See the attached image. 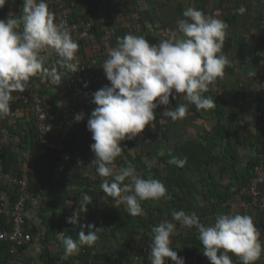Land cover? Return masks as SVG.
I'll return each mask as SVG.
<instances>
[{
    "label": "trees",
    "instance_id": "trees-1",
    "mask_svg": "<svg viewBox=\"0 0 264 264\" xmlns=\"http://www.w3.org/2000/svg\"><path fill=\"white\" fill-rule=\"evenodd\" d=\"M18 0H8V3L0 10V14L9 15L14 13L11 8L15 6ZM109 3H119V12L123 20L122 25L112 39L111 45L116 47L118 37H123L126 33H132L138 36H145L150 43H158L162 39L170 38V34L177 27V20L183 19V11L188 7H194L202 10L205 14L214 17L219 16L228 26H231L241 14L237 9L243 7L245 13H251L252 7L264 6V0H105ZM84 6L74 10V18H89L94 16V0H83ZM51 11L58 14L56 6L49 7ZM259 16L257 23L254 24L248 35H257L263 33L257 46L264 51V9L258 8ZM22 11V10H21ZM21 11L16 15H19ZM131 24L132 27H129ZM257 26V27H256ZM229 29V27H228ZM100 28H96L94 38L100 39ZM228 31V30H227ZM235 34H227L224 48L231 65L226 67L229 71H234L236 64L231 58L232 47H242L247 45V38H235ZM245 37V36H244ZM101 40L95 41L89 39L82 42V52L85 58L94 55H100L103 47H106ZM239 44V45H238ZM238 45V46H236ZM258 48V49H259ZM56 56V55H55ZM57 60L59 59L56 56ZM52 57H49L48 64ZM59 68V66H58ZM64 72V69H60ZM68 72L62 77V84L53 85L48 79L40 76L33 77L24 91L31 90L32 82L37 79L43 84L42 96L53 104V109L47 113V128L49 143L44 145L38 129V123L34 111L30 109L28 102H20L18 113L14 119L10 116L0 122V171L10 172L21 175L24 171L28 172L30 178V189L37 195L41 193L42 186L37 182L39 176L44 175L45 168H50V173L54 168L65 169L67 177L74 178L85 188L93 202L88 206V211L79 213V222L72 225L67 222V218L79 211V199L72 201L70 195L62 190L59 195L50 193V199L43 207V211L52 212L51 225L46 232L45 243H50L60 231L71 229V236L78 239V232L81 225L94 224L99 228L101 222L97 216H102V231L99 232L100 238H103V246L97 243L92 246L81 247L78 254L64 259L62 256L52 255L46 264H57L62 259L64 264H135L133 250L139 241L150 243L152 238V228L161 221L171 220L172 212L184 210L187 213L196 212L202 223L211 224L215 222L217 214L220 213H247L253 216L257 227L261 230V240L264 241V207L260 204L258 198L246 195L242 189L249 183L254 175V166L259 158L264 155V104L259 99L253 109L254 121L243 122L238 118L239 127L232 128L218 119L217 124L209 132L205 142L191 141L185 148L188 155L182 154L176 148L172 151H166L161 155L159 131H165L167 124L160 121V116L164 110H156V121L153 127L146 126L145 130L131 140L121 142L124 148L120 157L115 161L116 165H132L137 172L144 178H154L163 182L172 199L168 201H142L141 207L143 215L132 216L128 213L124 204L116 205L115 201L106 196L100 184L103 182L96 170V165L92 163L95 160V153L91 145L95 142L92 139V133L87 128V120L91 112L97 107L93 102L92 94L110 85V81L105 77L100 83H96L94 78L90 77V98H86L78 112L69 113L66 116L68 128H64L59 136L58 124L63 119L64 112L60 104V92L67 91L71 95L78 87L77 84H69ZM222 79H217L211 90L205 93L210 95L216 101V111L221 113L222 103L220 101L222 94ZM218 84V87L216 85ZM15 93V92H14ZM224 93V91H223ZM247 91L230 90L231 99L236 102L237 98H246ZM259 98H264V90L258 92ZM181 97L177 96L174 101L175 107L182 103ZM233 101V102H234ZM186 103V102H185ZM165 107V106H164ZM174 107V108H175ZM249 109V108H248ZM161 111V112H160ZM260 111L259 115L256 113ZM84 114V120L77 122L75 116ZM217 113V114H218ZM69 120V121H68ZM50 128V130H49ZM59 136V137H58ZM222 145L224 155L216 152L219 145ZM243 147L254 148L256 153L248 157L246 165L241 168L246 157ZM45 149V150H44ZM79 149V156L73 158H63L66 151ZM222 150V151H223ZM27 153V154H26ZM172 158L185 159L183 167L175 164H169ZM155 160V163H152ZM225 162V164H222ZM149 164L152 166L149 167ZM217 166V171L213 166ZM67 166V167H66ZM93 172L96 178L91 179L84 175V171ZM65 175V176H66ZM264 190V184L261 185ZM0 190L11 194L15 199L17 191L15 185L9 181L0 180ZM250 202L249 208H242L232 203L241 200ZM69 208L67 209V207ZM28 210V209H27ZM27 212V211H26ZM97 213V214H94ZM9 218L0 215V225L8 226ZM77 226V230L72 228ZM87 234V229H84ZM199 233L195 227L188 228L177 222L176 234L173 237V248L178 251V255L185 258L186 264H211L208 257L203 253L201 242L198 239ZM116 240L115 247L112 246L111 238ZM100 240V239H99ZM111 244V245H110ZM11 243L0 241V264H9V261L16 257L17 252H11ZM27 244L19 245L18 252ZM145 251L144 256L148 258ZM234 264H242L237 256L229 253ZM166 264H175L171 258L166 259ZM256 264H264V255Z\"/></svg>",
    "mask_w": 264,
    "mask_h": 264
},
{
    "label": "clouds",
    "instance_id": "clouds-1",
    "mask_svg": "<svg viewBox=\"0 0 264 264\" xmlns=\"http://www.w3.org/2000/svg\"><path fill=\"white\" fill-rule=\"evenodd\" d=\"M7 3L8 0H0V8ZM236 11L243 14L245 9ZM182 15L184 18L177 20L170 38L158 43L152 44L145 36L132 33L118 37L117 46L109 50L102 63L110 85L92 94L97 105L87 120L95 141L91 145L96 157L92 163L100 178H112L104 179L100 188L116 205L124 204L132 216L143 215L142 201H168L172 197L162 181L144 178L130 164L116 165L124 150L121 142L135 138L146 126L153 127L160 106H165L163 117L172 121L185 118L189 105L197 110L214 108L216 101L205 93L217 79L224 77L226 67L231 65L222 50L228 24L194 7L186 8ZM78 49L66 22L57 21L47 0H23L19 15L10 13L6 19H0V119L11 114L13 93L23 92L33 77L46 78L58 86L68 72H77L79 68L74 61ZM53 54L59 59L49 66ZM58 66L65 71H58ZM248 75L255 77L256 72L250 71ZM180 95L186 103L166 107L171 104L170 98ZM84 118L83 113L75 116L77 122ZM168 163L183 167L186 158H172ZM86 172L90 171L85 170L84 175ZM92 202L89 194L81 193L79 211L68 217L67 222L78 224L79 213H86ZM171 216V220L152 228L150 264H166L167 258L175 264H186L172 246L177 222L197 229L203 253L211 264H234L229 253L242 264H256L264 255L261 230L250 214L220 213L214 223L207 225L196 212L174 210ZM100 229L94 224L81 225L78 239L61 232L63 258L75 256L83 246H94L100 239Z\"/></svg>",
    "mask_w": 264,
    "mask_h": 264
},
{
    "label": "crops",
    "instance_id": "crops-1",
    "mask_svg": "<svg viewBox=\"0 0 264 264\" xmlns=\"http://www.w3.org/2000/svg\"><path fill=\"white\" fill-rule=\"evenodd\" d=\"M254 7H256V5ZM254 7L251 9V13L244 12L243 14H240L238 19L229 26L227 31L228 35L235 34V38H247V45L245 44L240 48L232 47L231 49V58H233L236 66L233 72L230 70L228 71L227 68L225 69V75L222 80L224 86L222 87V90L224 93L222 91V96L220 98L222 103L221 113L216 111V107L209 110H197L194 105H189V111L183 119L172 121L171 118L163 117V115H161L160 121L168 125L165 131H159L161 153L172 151L176 148L177 151H182V154L188 155L189 152L186 149L187 147L185 148V145L191 141H202L206 143V138L208 137L209 132L217 124L219 118H221L223 122L228 123L232 128L239 127L238 118H242L243 122L254 121L253 111L256 110L253 109V106L256 105L258 99L264 104V98L260 99L258 94L260 90H264V51L257 46L261 39L260 36L263 33H257V35L248 34L254 27L253 25L258 22V8H261L263 11L264 6L263 8L258 6L257 9ZM0 10H3V8H0ZM11 11L16 14L19 13L14 6L11 8ZM217 17L219 18V16ZM224 46L222 50L226 53L228 51H225ZM250 71L256 72L255 77H249L248 73ZM230 90L247 91V97H239L235 102L231 99L229 94ZM180 102H186L183 99V95ZM260 113L261 112L258 111L256 115H259ZM64 116L65 117H63L58 124L59 136L61 135V132L64 131V128H68L66 124H69V122H65L66 116H69V114L64 113ZM1 120L2 119H0V122ZM171 144L172 147L170 148ZM243 148H246L244 150L246 157L243 162H247L248 157L254 155L256 151L254 148L250 147ZM222 150L223 148L220 144L217 147L216 152L223 156L224 150ZM78 156L79 149L63 153L64 159L71 157L75 160ZM222 164H225V162ZM213 167L217 170L216 165ZM45 169L42 178L39 176L37 179V182L42 186L41 193L35 195V198L30 203L26 212L27 228L33 234V240L17 252L18 255H16V259L19 261V264H46L47 260L50 259L48 255L49 250L52 252V255L56 254L63 257V247L59 237L61 232H63L64 236H69L72 235V231L71 229L68 231H60L50 243H45L44 239L46 238V232L51 225L53 213L50 211H43V207L50 199L51 192L57 196L62 190H64V192L66 191V193L71 196L73 202L75 198L79 199L81 193H86L84 189L85 187L81 183L75 181L74 178L67 177L65 169L57 167L56 169L54 168L52 173H50V168L48 169L47 167ZM68 208L69 206L67 209ZM94 214L97 213L94 212ZM97 217L101 222L99 226L101 232L103 217L101 215ZM72 230L76 231L77 226H74ZM103 243L104 241L101 237L100 240H98V244L103 246ZM114 262L115 264H118L116 260H114ZM57 264L64 263L62 259H60Z\"/></svg>",
    "mask_w": 264,
    "mask_h": 264
},
{
    "label": "built area",
    "instance_id": "built-area-1",
    "mask_svg": "<svg viewBox=\"0 0 264 264\" xmlns=\"http://www.w3.org/2000/svg\"><path fill=\"white\" fill-rule=\"evenodd\" d=\"M49 7L56 6L58 14L57 21H65L69 28L71 35L78 42L79 49L74 63L77 64L79 70L75 73L71 72L69 75V84H77L78 87L69 95L67 91H61L60 104L65 114L76 113L81 107L86 98H90L92 91H90V77L94 78L96 83H100L106 77L102 63L108 58V52L114 46L111 45L112 39L117 30L124 25L119 12V3H109L105 0H94V16L89 18H74V10L80 9L84 6L83 0H47ZM23 0H18L15 4L17 11L22 10ZM8 15L0 14V19H6ZM132 27L131 24H128ZM100 28V39L94 38L96 35V28ZM93 40L98 43L101 40L106 45L103 47L100 55H94L85 58L82 52V42L85 40ZM101 43V44H102ZM51 63L57 61L55 54L51 55ZM59 70V68H58ZM31 90L23 92H15L14 102H12L11 119H14L18 113V105L20 102H28L30 109L34 111L38 123V129L41 137V142L44 145L49 143L48 128H47V113L53 109V104L49 100H45L42 96L43 84L40 80L35 79L32 82ZM62 84V81H61ZM85 84L87 87H85ZM218 87V84L216 85ZM177 98V97H176ZM171 99V104L166 107L174 108L175 99ZM45 150V149H44ZM85 175L96 178V175L91 172H86ZM102 180H111V177H101ZM0 180L9 181L16 187V197L13 199L11 194L0 190V215L9 218V225H0V241L10 242L11 252L15 254L18 252L19 245L29 244L33 240V234L27 228L26 211L35 198L34 193L30 189V178L28 172L23 174H12L10 172L0 171ZM264 184V155L259 158V161L254 166V175L249 183L242 189L246 195L258 198L260 204L264 207V190L261 185ZM239 205L242 208H249L250 202L241 200L232 203L235 208ZM150 243L139 241L136 248L133 250V257L135 262L141 261L145 258L144 252L150 253ZM149 258V255H148ZM9 264H19L16 257L9 261Z\"/></svg>",
    "mask_w": 264,
    "mask_h": 264
},
{
    "label": "rangeland",
    "instance_id": "rangeland-1",
    "mask_svg": "<svg viewBox=\"0 0 264 264\" xmlns=\"http://www.w3.org/2000/svg\"><path fill=\"white\" fill-rule=\"evenodd\" d=\"M244 91V90H243ZM157 110H165V107L164 106H160ZM173 144V143H172ZM172 144H171V146H170V148L172 147ZM160 150V149H159ZM246 165V162H243L241 165H240V167L241 168H244V166ZM217 171V170H216ZM111 243H113L112 244V246L113 247H115V245H116V240L112 237L111 238ZM111 245V244H110ZM102 247V246H101ZM115 263V262H114ZM135 264H150V260L149 259H146V258H144L143 260H141V261H138V262H136Z\"/></svg>",
    "mask_w": 264,
    "mask_h": 264
}]
</instances>
